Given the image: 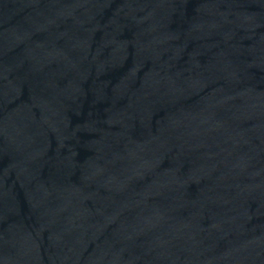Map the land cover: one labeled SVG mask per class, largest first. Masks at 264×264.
<instances>
[{
    "label": "water",
    "instance_id": "obj_1",
    "mask_svg": "<svg viewBox=\"0 0 264 264\" xmlns=\"http://www.w3.org/2000/svg\"><path fill=\"white\" fill-rule=\"evenodd\" d=\"M0 264H264V0H0Z\"/></svg>",
    "mask_w": 264,
    "mask_h": 264
}]
</instances>
